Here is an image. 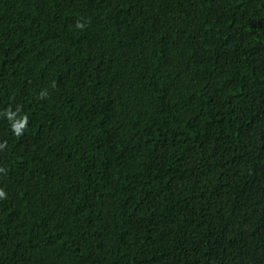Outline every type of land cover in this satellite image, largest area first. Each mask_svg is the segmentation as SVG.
<instances>
[{
    "label": "trees",
    "instance_id": "obj_1",
    "mask_svg": "<svg viewBox=\"0 0 264 264\" xmlns=\"http://www.w3.org/2000/svg\"><path fill=\"white\" fill-rule=\"evenodd\" d=\"M0 264H264V0H0Z\"/></svg>",
    "mask_w": 264,
    "mask_h": 264
},
{
    "label": "clouds",
    "instance_id": "obj_2",
    "mask_svg": "<svg viewBox=\"0 0 264 264\" xmlns=\"http://www.w3.org/2000/svg\"><path fill=\"white\" fill-rule=\"evenodd\" d=\"M0 195H3V193H2V192H0Z\"/></svg>",
    "mask_w": 264,
    "mask_h": 264
}]
</instances>
